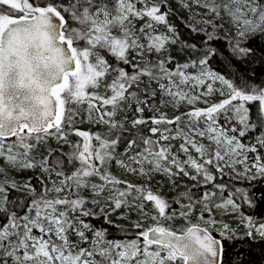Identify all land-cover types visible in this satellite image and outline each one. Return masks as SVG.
<instances>
[{
    "label": "rangeland",
    "instance_id": "rangeland-1",
    "mask_svg": "<svg viewBox=\"0 0 264 264\" xmlns=\"http://www.w3.org/2000/svg\"><path fill=\"white\" fill-rule=\"evenodd\" d=\"M138 2L145 6L139 8ZM191 3L198 11L200 26L193 29L208 34L209 38L222 34L239 56L247 53L245 40L264 27V0ZM159 6L157 0H0V31L10 19L29 17L37 9L61 11L67 17L64 35L79 61L77 72L68 75L60 90L62 112L58 120L62 124L60 141L70 142L68 150L78 169L69 176L54 168L58 175L44 189L45 197L35 200L26 215L18 218L11 214L8 222L0 224V264H184L170 249L155 246L146 237L107 239L100 228L93 234V245L82 246L89 241L87 236L92 227L81 218L91 214L98 204V214L109 211L116 213L117 218L129 220L126 214L133 210L132 222L143 220L145 197L135 200L131 189L123 183L140 188L138 185L151 174L147 170L153 167L154 174L161 166H177L184 173L195 175H191L192 180L186 182L185 188L175 193H157L163 215L147 203V209L159 215V221L147 228L158 226L182 233L186 227L198 226L229 244L247 236L264 239V220L244 213L234 194L226 192L238 189L243 194L240 187L248 189L264 178V136L253 141L246 139L245 126L246 102L258 99L264 106V89L254 93L231 89L201 63L169 70L168 43L174 38L170 28L161 27L164 18L157 14ZM100 9L104 13L98 17ZM107 15L110 30H104L102 25ZM222 17L227 19L230 30L220 34L222 24L218 20ZM160 47L167 50L156 55L155 50ZM106 54L116 63H111ZM211 76L225 84L226 97L222 101L213 106L182 107L167 119L154 112L163 98L181 101L185 96V90L181 89L184 82L195 85L193 91L205 86ZM145 97L151 98L148 107L141 100ZM72 102H76L74 110L69 105ZM187 109L192 113L187 114ZM75 110V119H65L64 112ZM170 118L175 120L166 121ZM175 121V125L170 124ZM82 124L95 129L81 130ZM141 126L148 129L158 149L138 148L134 140L118 149L123 140L122 130L133 132ZM159 127L173 139L178 135L188 139L190 129L194 128L195 143L178 145L173 154L157 139L155 129ZM29 140L24 136L20 142L15 141L21 147L0 141L2 206L6 188H26L25 179L50 171L27 146ZM116 158L117 169L113 165ZM212 169L228 180L227 188L216 182ZM68 179L72 181L69 183ZM82 180L100 182L101 193L96 187V191L83 189L85 185L79 184ZM122 186L126 188L123 191ZM197 190L199 194L194 195ZM176 221L180 223L174 225ZM133 229L142 228L133 226ZM72 236L78 238L74 243Z\"/></svg>",
    "mask_w": 264,
    "mask_h": 264
},
{
    "label": "trees",
    "instance_id": "trees-1",
    "mask_svg": "<svg viewBox=\"0 0 264 264\" xmlns=\"http://www.w3.org/2000/svg\"><path fill=\"white\" fill-rule=\"evenodd\" d=\"M157 1L160 3L157 14L162 15L164 18L161 27L162 29L170 28L174 38L173 41L168 43L167 54H169L168 59L170 60L167 63V68L169 70L177 69L189 63H196L197 65L201 63L216 74L230 81L234 89L242 90L245 93H254L255 91L264 89V27L245 40L244 45L247 49V53L246 55L239 56L231 50L229 42L221 34L222 31L230 30L227 19L222 17L220 21L218 20V23H220V25L222 24L221 29L219 28L221 36L209 38L208 34L193 29L194 26L200 27L197 22L199 17H196L198 11L193 9V4L191 3L193 0ZM179 2L185 6L180 5ZM137 6L142 8L145 5L138 2ZM1 15L2 13L0 11V16ZM64 18L67 21V17L64 16ZM101 53L104 54L105 52L101 51ZM106 57L111 63H116V60L112 56L106 54ZM75 103L76 102H72L69 104L70 108L73 110ZM245 110L247 112L245 122L247 130L246 139L253 141L259 137L263 138V103L258 99L246 102ZM76 112V110L68 113L64 112L65 119H75L77 117L75 115ZM174 120L175 118H170L166 121ZM175 123L176 121L170 124L175 125ZM177 123L178 126H183L180 124L181 122ZM80 129L87 131L94 130L95 128L92 125L91 128H89L86 124H82ZM122 134V144L118 147L120 150L124 148L129 140H134L138 148L146 150L158 149L155 145L156 143L150 139L151 136L149 137L148 129L144 126L138 127L136 131L133 132L125 128L122 130ZM14 144L15 146L21 147L19 143ZM68 145H70V143L62 144L60 140H52L48 137L34 142L32 150L37 154V157L39 156V159L49 167L50 171H55L53 170L55 168L70 176L78 169V166L76 160L71 159ZM174 149L177 151V145L174 146ZM116 159L113 160L115 168ZM215 174L216 182L227 188L228 180L225 179V177H221L217 172H215ZM52 179L56 180L54 174H51L50 178L48 173L42 172L41 174H34L30 178L28 177L25 179L27 184L26 188L17 186L6 188L4 205H0V224L4 225L8 222L11 214L18 218L26 215L27 212L30 211L35 200L45 197L44 189H47V186L49 187L53 184ZM168 184L169 183H167V185ZM123 185L134 190L133 185L128 182H124ZM171 189L172 187L168 185L166 192L175 193V190ZM244 189L240 187L243 194L238 189H227L226 192H232L234 194L236 201L240 203L244 213L255 217L258 221L264 220V178H261L253 186L249 185L248 189H246L248 190L247 195H245ZM142 192L149 208L163 215L162 209L158 206L159 197L152 193L149 197H146L147 191ZM193 194L198 195L199 190L193 192ZM238 196H240V198ZM99 207L100 204L95 206L91 214L81 218L92 227L90 228L92 229L91 232H88L87 236L89 241H86L82 246L87 248L93 245V234L96 229L99 228L106 232L107 239L120 240L140 237L145 240L147 231L149 230L147 227H149L150 223L153 224L151 221L145 223L141 227L142 229H133V225L130 223L132 222L130 221L131 217H133L132 214H126L129 220L126 219V217L117 218L116 213H111L109 211L107 213L98 214ZM178 223H180V221H176L174 225ZM70 239H72L74 243L78 238L72 236ZM223 243L225 247L223 264H264V239L247 236L242 239H236L232 244H229L226 240H224Z\"/></svg>",
    "mask_w": 264,
    "mask_h": 264
},
{
    "label": "water",
    "instance_id": "water-1",
    "mask_svg": "<svg viewBox=\"0 0 264 264\" xmlns=\"http://www.w3.org/2000/svg\"><path fill=\"white\" fill-rule=\"evenodd\" d=\"M65 18L56 9H37L7 21L0 31V138L24 131L38 134L56 127L60 90L79 68L64 35ZM153 244L170 248L185 264H223L224 243L202 227L183 234L154 227Z\"/></svg>",
    "mask_w": 264,
    "mask_h": 264
},
{
    "label": "built area",
    "instance_id": "built-area-1",
    "mask_svg": "<svg viewBox=\"0 0 264 264\" xmlns=\"http://www.w3.org/2000/svg\"><path fill=\"white\" fill-rule=\"evenodd\" d=\"M104 12L103 10H98L97 12V16L99 17V15H102ZM103 25V29L104 30H110V19H109V15L106 16L105 20L102 23ZM165 50H167V48H161L159 50H155V54L159 55L160 51L165 52ZM209 84L207 85L208 87H204L202 86L199 89H193V87L195 85L193 84H188L186 82H184V85L181 87L182 90H185V96L183 97V99L181 101H179L177 98L173 99L171 97H167V98H163L160 102L158 107L155 108L154 112L158 113L161 117H163L164 119H167L170 115H174L175 113H177L179 110L182 109V107L187 108L189 105H198L199 107L201 106H209L212 103H214V101L219 97V95H216V91L222 89V86L219 85V81H216L214 77H210L209 79ZM206 85V84H205ZM197 86V84H196ZM188 90V91H186ZM154 97V96H153ZM170 99V100H168ZM143 102V105H145L146 107H148V102L151 101L150 97H145L141 99ZM140 100V101H141ZM187 114H191L192 110L187 109ZM151 131V130H150ZM58 132V129H56L53 133H45V134H41V135H31L28 133H23L21 135H18L16 137L17 141H21L22 139H24V136L29 137V141L27 146L29 148H32L33 143L38 141V140H43L44 136H48L53 138L54 140H58L59 137L56 134ZM155 135L157 136V139L162 143V145L167 148L168 150H171L170 152H172L173 154H175V152L173 151L174 149V145L176 144L177 146H182V145H189V141L191 142V146H193L192 143L194 142V138L196 136V129L192 128L190 130V135L187 138L178 135L176 138H171V136H168V133L166 132L165 129L163 128H156L155 129ZM0 141H4L1 140ZM118 162V158L115 160V166L117 167L116 163ZM147 166H152L150 163H147ZM148 172H150L151 174L147 175V177H145V180L142 184L140 183L138 186L140 188H134V190H130L129 192L132 193V196L135 200L140 201L141 198H144L143 192L142 191H147V192H151L153 194L157 193H163L166 191V188L169 186H171L174 190H179V189H183L186 187V182L189 180H192L190 178H192L190 172L188 173H184L182 171V169L180 167H175V168H165L164 166L159 167V169L153 174L154 170L153 167L151 169L147 170ZM56 171H49L48 175L51 178V174H54L55 177H57L56 175H58L57 173H55ZM75 177H73L74 179ZM53 180V179H52ZM69 183L72 181V179H68ZM76 180V179H75ZM167 183H169L167 185ZM79 184H81V186L84 184L85 187L83 189H87L88 191H96L94 188H98L100 193L102 191V187H101V183L100 182H92V181H88L85 182V180H82L81 182H79ZM80 186V187H81ZM134 187V186H133ZM122 191L124 189H126L125 187L122 186ZM85 189V190H86ZM86 190V191H87ZM145 200V198H144ZM147 201L145 200V204H144V209L143 212L145 213V215L141 214L144 216L143 220H141V222H132L131 224L135 227V228H141L146 222L151 221L152 223H156L157 221H159V215H157L155 212H151L147 209ZM131 214L133 215V210L131 212ZM134 215L132 217V220L134 219ZM156 220V221H155Z\"/></svg>",
    "mask_w": 264,
    "mask_h": 264
},
{
    "label": "flooded vegetation",
    "instance_id": "flooded-vegetation-1",
    "mask_svg": "<svg viewBox=\"0 0 264 264\" xmlns=\"http://www.w3.org/2000/svg\"><path fill=\"white\" fill-rule=\"evenodd\" d=\"M224 249H225V247H224ZM178 259H180V258L178 257ZM181 260H183L184 261V264H185V260L184 259H181Z\"/></svg>",
    "mask_w": 264,
    "mask_h": 264
},
{
    "label": "bare ground",
    "instance_id": "bare-ground-1",
    "mask_svg": "<svg viewBox=\"0 0 264 264\" xmlns=\"http://www.w3.org/2000/svg\"><path fill=\"white\" fill-rule=\"evenodd\" d=\"M135 69V68H134ZM235 179V178H234Z\"/></svg>",
    "mask_w": 264,
    "mask_h": 264
}]
</instances>
